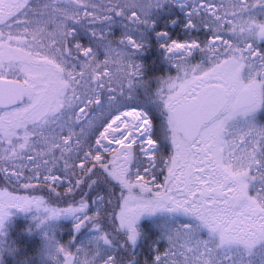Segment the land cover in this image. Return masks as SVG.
Segmentation results:
<instances>
[{
    "label": "snow or ice",
    "instance_id": "obj_1",
    "mask_svg": "<svg viewBox=\"0 0 264 264\" xmlns=\"http://www.w3.org/2000/svg\"><path fill=\"white\" fill-rule=\"evenodd\" d=\"M168 3L207 38L161 44L176 74L153 87L134 57ZM260 42L264 0H0V260L10 210L35 209L37 229L71 216L96 233L78 247L46 233L52 264H141L146 214L186 221L142 264H264Z\"/></svg>",
    "mask_w": 264,
    "mask_h": 264
},
{
    "label": "rangeland",
    "instance_id": "obj_2",
    "mask_svg": "<svg viewBox=\"0 0 264 264\" xmlns=\"http://www.w3.org/2000/svg\"><path fill=\"white\" fill-rule=\"evenodd\" d=\"M180 9L183 10L184 8ZM74 27L76 29L75 39L81 44L85 41L91 45V39L93 40V37L90 35V32L78 25H74ZM124 31L125 29L122 26V21L119 18L112 22L109 34L113 40L118 41ZM137 33L141 36L140 32ZM258 47L264 49V42H260ZM104 56L105 53L103 49H100L98 51V59L102 60L104 59ZM134 59L137 63H140L139 54H136ZM192 60L193 63L199 62V53L194 54ZM175 74L176 71L173 66V72H168L167 70L165 75L161 77H167L168 75ZM154 82L155 87L157 79ZM148 108L154 109V105H149ZM251 118L254 119L258 125H264V106L259 108ZM10 211L11 216L5 225L4 244L6 247L3 251L0 264H52V261L48 259V256L44 251L46 245V233L50 236H54L61 244H66L69 241H72L74 247H78L86 243V241L96 235V233L91 230L86 236L78 240V236L81 231L79 233L75 232L74 225L76 220L71 216H61L60 218L50 221L41 228L37 229V220L35 218L43 215V213L37 212L35 209L28 212H22L18 209H11ZM185 221L186 217L182 214H177L175 216H168L167 214H146L143 216L139 222V229L142 235L145 234L147 236L146 240L150 238L149 245L147 246L148 252L145 254L144 259H152L151 248L154 243L155 246L160 248L165 246L166 240L160 239L162 235V228H176ZM8 246L15 249V251H7Z\"/></svg>",
    "mask_w": 264,
    "mask_h": 264
},
{
    "label": "trees",
    "instance_id": "obj_3",
    "mask_svg": "<svg viewBox=\"0 0 264 264\" xmlns=\"http://www.w3.org/2000/svg\"><path fill=\"white\" fill-rule=\"evenodd\" d=\"M187 9L181 10L176 4L168 3L165 4L162 9H158L156 13H154V20L156 23V27L153 30H150L147 33V36L144 37L146 39L145 50L142 53H139L140 63L143 67V79L149 81L151 85L154 87L155 80L161 76H164L165 73L170 71L173 72V65L168 63L166 59V55L164 49L160 47L161 44L165 42H170L171 40L184 41L190 38L196 39H206L207 34L204 31H196L190 32L184 28V24L187 23L186 13ZM119 19V18H116ZM115 19V20H116ZM175 20L176 23L173 24L171 21ZM168 32V37L159 38L157 36L158 32ZM136 38H141L138 33L133 34ZM84 45L88 46V42L83 41ZM91 45L94 46L93 40L91 39ZM155 108V106H154ZM145 110L150 114L151 111L149 108H145ZM157 115L159 113L157 112ZM155 131V126H154ZM169 151H171V147L169 145ZM38 188H42L41 185H37ZM46 189L42 191H36L31 194L34 195H45ZM18 195H28L30 194L29 190H18L16 192ZM66 206V205H61ZM90 228H84L81 230L78 240L82 239L90 232ZM147 236L142 235L141 239L138 241L136 248L134 250L133 255H136L139 261L142 264L144 260L145 254L148 252L147 246L149 245L150 238L146 240Z\"/></svg>",
    "mask_w": 264,
    "mask_h": 264
}]
</instances>
